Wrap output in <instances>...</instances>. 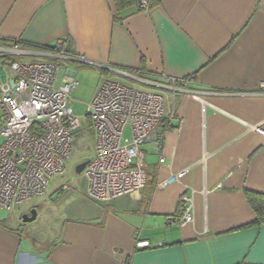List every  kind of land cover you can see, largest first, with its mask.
Masks as SVG:
<instances>
[{"label":"crops","instance_id":"1","mask_svg":"<svg viewBox=\"0 0 264 264\" xmlns=\"http://www.w3.org/2000/svg\"><path fill=\"white\" fill-rule=\"evenodd\" d=\"M114 13L113 0H0V36L36 52L62 40L111 69L94 67L101 80L192 78L197 97L163 91V138L141 147L140 192L102 203L86 180L85 213L51 236L0 217V264H264V224L247 198L264 194V0H152L121 22ZM184 196L194 219L180 226Z\"/></svg>","mask_w":264,"mask_h":264},{"label":"built area","instance_id":"2","mask_svg":"<svg viewBox=\"0 0 264 264\" xmlns=\"http://www.w3.org/2000/svg\"><path fill=\"white\" fill-rule=\"evenodd\" d=\"M151 1L140 0L141 8L149 9ZM35 55L46 60H33ZM63 61L111 70L68 51L62 40L36 52L24 48L20 40L7 41L0 36V209L43 195L50 180L66 172L73 133L81 127V120L70 106L78 86L76 77L67 74L57 85L59 62ZM116 72L129 83L103 78L86 114L96 131V151L83 173L89 196L102 203L144 188L141 147L147 142L161 145L166 117L163 91L174 96L183 91L190 98L197 97L188 90L192 78L162 74L159 80H150L123 70ZM169 117L174 119L176 112ZM183 175L175 174L159 182L157 188L164 189ZM181 202L185 203L184 212L176 221L186 226L194 219L192 199L184 196ZM150 246L149 242L137 244L140 248Z\"/></svg>","mask_w":264,"mask_h":264},{"label":"rangeland","instance_id":"3","mask_svg":"<svg viewBox=\"0 0 264 264\" xmlns=\"http://www.w3.org/2000/svg\"><path fill=\"white\" fill-rule=\"evenodd\" d=\"M59 64L57 85L68 74V70L77 72L78 86L71 95L70 106L74 115L81 120V127L73 133L72 152L66 172L51 179L43 195L11 209H0V217L9 220L13 227L26 226L28 231H33L38 236L48 234L51 236L55 232L59 234L66 221L85 213L87 179L84 173L80 175L76 173V167L93 158L96 151V131L86 114L88 106L97 94L101 80L100 72L97 68L89 66L79 68L72 62L63 61ZM124 82L129 83V80ZM130 86L142 89L137 83H131ZM165 97L167 98V95ZM128 135L127 131L126 136ZM64 187H69L70 190ZM33 209L38 212L37 219L32 223H24L22 217Z\"/></svg>","mask_w":264,"mask_h":264},{"label":"trees","instance_id":"4","mask_svg":"<svg viewBox=\"0 0 264 264\" xmlns=\"http://www.w3.org/2000/svg\"><path fill=\"white\" fill-rule=\"evenodd\" d=\"M113 3L115 10L114 20L117 22L123 21L126 15L130 12H136L142 10L140 0H113ZM23 47L28 48L30 46L23 44ZM50 47L52 46L40 47L39 50H41V48L44 49ZM84 66H88V65H84ZM247 198L256 214L255 223L258 225L264 224V194L248 191ZM183 212L184 209L181 210L179 216L177 217L180 218L183 215Z\"/></svg>","mask_w":264,"mask_h":264},{"label":"water","instance_id":"5","mask_svg":"<svg viewBox=\"0 0 264 264\" xmlns=\"http://www.w3.org/2000/svg\"><path fill=\"white\" fill-rule=\"evenodd\" d=\"M89 164V160L86 161V162H83L81 164H79L77 167H76V173L77 174H82L85 170V168L88 166ZM38 217V212L37 210L33 209L30 214H26L22 217V220L24 223H32L34 222Z\"/></svg>","mask_w":264,"mask_h":264},{"label":"flooded vegetation","instance_id":"6","mask_svg":"<svg viewBox=\"0 0 264 264\" xmlns=\"http://www.w3.org/2000/svg\"><path fill=\"white\" fill-rule=\"evenodd\" d=\"M30 214V213H29Z\"/></svg>","mask_w":264,"mask_h":264}]
</instances>
